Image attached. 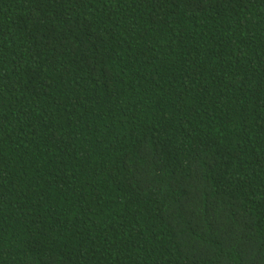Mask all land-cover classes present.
<instances>
[{"label":"trees","instance_id":"16d2710c","mask_svg":"<svg viewBox=\"0 0 264 264\" xmlns=\"http://www.w3.org/2000/svg\"><path fill=\"white\" fill-rule=\"evenodd\" d=\"M0 264H264V0H0Z\"/></svg>","mask_w":264,"mask_h":264}]
</instances>
